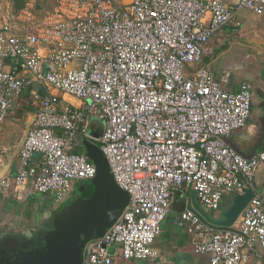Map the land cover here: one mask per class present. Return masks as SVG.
Returning <instances> with one entry per match:
<instances>
[{
	"label": "built area",
	"instance_id": "obj_1",
	"mask_svg": "<svg viewBox=\"0 0 264 264\" xmlns=\"http://www.w3.org/2000/svg\"><path fill=\"white\" fill-rule=\"evenodd\" d=\"M244 10L261 16L264 0H53L51 8L27 0L3 14L0 124L30 85L42 92L31 98L20 169L0 177V192L28 187L67 201L97 174L76 150L81 138L95 141L130 202L88 242L83 264H112L114 246L125 259L160 257L154 242L177 192L194 191L202 207L216 210L225 195L253 189L264 149L245 157L225 139L246 126L253 86L228 90L201 65L204 44L225 25L242 27ZM93 118L103 122L101 136L89 132ZM180 217L211 264H264V196L255 194L230 227L189 206Z\"/></svg>",
	"mask_w": 264,
	"mask_h": 264
},
{
	"label": "crops",
	"instance_id": "obj_2",
	"mask_svg": "<svg viewBox=\"0 0 264 264\" xmlns=\"http://www.w3.org/2000/svg\"><path fill=\"white\" fill-rule=\"evenodd\" d=\"M26 1L0 0V17L10 11L19 10ZM35 1L40 5H47L48 8L53 4V0ZM115 1L118 5H123L132 0ZM241 20L242 27L225 25L204 44L201 65L210 68L217 80L228 90L238 89L242 82L252 84V112L246 126L225 137L227 143L238 153L252 157L264 149V14L258 16L252 11L244 10ZM37 92H42V87L37 83L30 85L16 100L6 121L0 124V177L15 175L20 169L19 149L34 119L31 98ZM63 98L74 105L81 104L73 96L67 97L66 94ZM102 130V121L95 118L90 120L91 135H94L93 132L97 135ZM82 141L81 138L76 145L79 152L85 151ZM253 191L264 196V165L257 172ZM44 194H52L53 203L56 204L54 193H34L28 187H14L5 193L0 192L2 243L13 238L19 240L24 235L31 237V232L32 236L40 232V225L51 218V211L56 208L53 206L55 204L49 205ZM234 196L225 195L221 208H225ZM194 201L198 202L194 191L187 196L176 193L171 211L163 221L162 231L154 242V247L160 253L158 259H125L121 255L120 247H117L112 253V264H211L209 253L195 252L194 237L180 217V213L187 206L195 209ZM248 264L259 263L252 259Z\"/></svg>",
	"mask_w": 264,
	"mask_h": 264
},
{
	"label": "water",
	"instance_id": "obj_3",
	"mask_svg": "<svg viewBox=\"0 0 264 264\" xmlns=\"http://www.w3.org/2000/svg\"><path fill=\"white\" fill-rule=\"evenodd\" d=\"M101 134L102 131L96 136ZM82 142L84 153L97 167L95 178L77 183L72 196L51 211L52 225L44 233L41 244L25 245L13 255H9L7 248H0V264H83L88 242L102 237L121 216L130 202V194L116 183L98 143L89 138ZM254 195L250 189L243 195H235L225 208L212 211L194 201V208L207 222L230 227ZM115 250V246L109 248L111 253Z\"/></svg>",
	"mask_w": 264,
	"mask_h": 264
},
{
	"label": "flooded vegetation",
	"instance_id": "obj_4",
	"mask_svg": "<svg viewBox=\"0 0 264 264\" xmlns=\"http://www.w3.org/2000/svg\"><path fill=\"white\" fill-rule=\"evenodd\" d=\"M51 220H46L43 222L40 227V232H37V235L31 237L22 236L18 239H11L10 241L3 242L0 241V248H7L9 255H13L15 252L19 251L20 249L24 248L25 245H32V244H41L43 242L44 233L50 229L51 227Z\"/></svg>",
	"mask_w": 264,
	"mask_h": 264
},
{
	"label": "rangeland",
	"instance_id": "obj_5",
	"mask_svg": "<svg viewBox=\"0 0 264 264\" xmlns=\"http://www.w3.org/2000/svg\"><path fill=\"white\" fill-rule=\"evenodd\" d=\"M67 97H71V95H67ZM44 197H45L46 200L49 202V205H51V204H55V203H53L54 200H52V198H53V195H52V194H44ZM53 206L57 207L58 204H55V205H53Z\"/></svg>",
	"mask_w": 264,
	"mask_h": 264
}]
</instances>
